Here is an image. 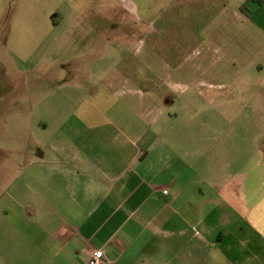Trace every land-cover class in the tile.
<instances>
[{
  "label": "crops",
  "instance_id": "crops-1",
  "mask_svg": "<svg viewBox=\"0 0 264 264\" xmlns=\"http://www.w3.org/2000/svg\"><path fill=\"white\" fill-rule=\"evenodd\" d=\"M119 2L125 13L134 17L124 24L126 32L131 33L129 28H133L140 39H152L164 60L173 61V67L160 63L161 69L153 70L155 75H187L195 89H231L230 97L224 94L210 105L220 107L221 120L228 125L246 120L244 109L254 99L253 92L264 85V32L244 13L243 3ZM184 11L191 13L187 16ZM246 39L250 44H260L254 55V51L249 52V56H256L258 66L253 67L250 57L241 60L237 43ZM159 80L160 89L166 83L170 92L178 91L177 84L169 83L173 81ZM214 80L218 83L213 84ZM136 92L138 97L131 98V94L120 102L130 113L127 119L101 117L95 109L99 105L91 103L93 114L85 116L78 109L67 114L61 108V114L49 120V139L42 148L37 147L30 164L19 171V183L12 184L13 179L7 185L8 194L17 188L20 197H27V211L19 218L29 227L28 242L25 236L19 238L17 243L26 253L16 262L85 264L94 250H101L109 264L202 262L197 252L209 255L210 262L229 256L237 264L264 262L261 136L241 131L221 133L220 156L228 174L221 197L208 196V185L199 173L207 169V144L201 150H186L185 141L197 145L198 140L199 146L201 141L216 139L217 134L184 133L176 145L168 143L170 138L163 133L149 136L143 127L157 121L165 102ZM59 103L65 108L81 107L72 101ZM155 112L157 115L149 122L147 114ZM231 144L232 152L228 154ZM216 202L221 212L214 218L210 205L215 208ZM218 225L232 230L216 233ZM190 234L193 237L175 249V240ZM166 239L172 241L164 253Z\"/></svg>",
  "mask_w": 264,
  "mask_h": 264
},
{
  "label": "rangeland",
  "instance_id": "rangeland-1",
  "mask_svg": "<svg viewBox=\"0 0 264 264\" xmlns=\"http://www.w3.org/2000/svg\"><path fill=\"white\" fill-rule=\"evenodd\" d=\"M119 1L0 0V264H29L16 262L23 259L26 253L17 243L19 238L25 236L27 239L24 241L28 242L29 227L19 218L27 211V197H20L17 188L8 194L7 185L13 179L12 184L19 183L22 175L19 171L30 164L37 147L42 148L47 142L50 132L46 130L47 123L61 114V108L67 114H73L78 109L79 114L86 116L93 114L91 103H95L99 105L95 109L99 110L101 117L109 115L127 119L130 113L120 102L131 94V98L138 97L136 91L143 97L162 98L165 102L163 114H147L149 122L156 115L158 117L153 125L143 127L149 136L163 133L170 138L166 140L168 143L176 145L179 136L184 133L217 134L216 139L201 141L199 146L198 140L197 145L194 142L192 145V140L191 143L185 141L186 150H193L194 147L201 150L204 144L210 150L207 151V169L199 172L208 185L205 187L208 196L221 197L224 178L228 174L223 169L220 156L221 133L241 131L250 136L254 133L261 136L263 146L264 85L257 93L253 92L254 99L244 109L246 120L242 118L229 125L221 120L220 107L210 104L217 103L224 98V94L230 97L231 89L208 90L203 86L195 89L187 75L167 77L163 74L160 76L162 80L173 81L169 83L177 84L179 89L172 93L166 83L160 89V77L154 71L161 69L160 63L173 67V61L164 60L152 39H140L133 28H129L131 33L126 32L124 24L134 17L125 13ZM235 1L243 3L244 13L264 32V0ZM190 13L183 12L187 16ZM137 41H142L141 45L136 44ZM259 45L250 44L247 39L237 43L242 62L249 57L253 61L256 56H249V52L254 51V55ZM168 46L165 44V47ZM256 64L254 60L253 67ZM212 83L218 82L214 80ZM184 87L186 89L182 91ZM173 98L177 99L173 101ZM61 101H72L81 107H60ZM232 144L228 154L232 152ZM229 174L232 175V171ZM228 196H231L230 192ZM219 204L216 202L215 208L210 205L214 218L221 212ZM220 229L222 232L232 230L230 226L220 228L218 225L215 232ZM190 237H193L192 234L176 239L175 249L179 250ZM171 241L165 240L164 253L168 252L167 246ZM197 254L202 262L180 263L237 264L230 256L227 260L215 262L213 258L214 262H210L209 255L204 257V252Z\"/></svg>",
  "mask_w": 264,
  "mask_h": 264
},
{
  "label": "built area",
  "instance_id": "built-area-1",
  "mask_svg": "<svg viewBox=\"0 0 264 264\" xmlns=\"http://www.w3.org/2000/svg\"><path fill=\"white\" fill-rule=\"evenodd\" d=\"M166 194V191H163ZM85 264H109L105 259L103 252L101 250H94L90 257L87 259Z\"/></svg>",
  "mask_w": 264,
  "mask_h": 264
},
{
  "label": "flooded vegetation",
  "instance_id": "flooded-vegetation-1",
  "mask_svg": "<svg viewBox=\"0 0 264 264\" xmlns=\"http://www.w3.org/2000/svg\"><path fill=\"white\" fill-rule=\"evenodd\" d=\"M258 263H259V264H261V263H263V264H264V262H262V261H261V262H258Z\"/></svg>",
  "mask_w": 264,
  "mask_h": 264
},
{
  "label": "trees",
  "instance_id": "trees-1",
  "mask_svg": "<svg viewBox=\"0 0 264 264\" xmlns=\"http://www.w3.org/2000/svg\"><path fill=\"white\" fill-rule=\"evenodd\" d=\"M249 1H252V0H249ZM243 8H244V7H243ZM243 8H242V9H243ZM243 10H244V9H243Z\"/></svg>",
  "mask_w": 264,
  "mask_h": 264
}]
</instances>
